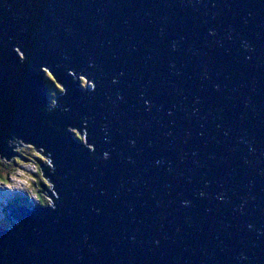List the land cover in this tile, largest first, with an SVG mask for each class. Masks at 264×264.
Masks as SVG:
<instances>
[{
	"label": "water",
	"instance_id": "obj_1",
	"mask_svg": "<svg viewBox=\"0 0 264 264\" xmlns=\"http://www.w3.org/2000/svg\"><path fill=\"white\" fill-rule=\"evenodd\" d=\"M12 140L51 203L0 264H264V0H0Z\"/></svg>",
	"mask_w": 264,
	"mask_h": 264
},
{
	"label": "rangeland",
	"instance_id": "obj_2",
	"mask_svg": "<svg viewBox=\"0 0 264 264\" xmlns=\"http://www.w3.org/2000/svg\"><path fill=\"white\" fill-rule=\"evenodd\" d=\"M47 83L49 84L48 97L50 100H52L56 95V93L60 92L61 89L58 86V84L54 82L51 78H49ZM81 85L86 86L84 79L81 82ZM70 131L75 135V138L82 140V135L77 130L71 129ZM10 144H14L11 149L14 155L9 156L7 160L3 156L0 157V172H2L3 174H5V172H11V174L8 177L9 183L4 184L0 182V217L3 219L2 222L4 224L8 222V220L6 219V213L2 212L3 205L5 203L4 200L5 197L7 196V195L5 196L4 193L6 194L7 191H16L18 194H21V192L30 193L29 195L30 199L35 200L34 199V195L36 194L35 192L40 188V186H38L36 182L38 180L42 181L41 174L39 175L38 173V169H37L38 167L36 164L35 156H33L32 149L29 147L30 145L21 142L18 143L14 140H12ZM21 154L25 156V160L24 159L22 160V158L19 159L21 157ZM40 158L41 159L39 160L43 165H48V160L46 158L44 157H40ZM15 159H17L18 162ZM44 183L46 184L44 185L46 188L44 190L42 189L43 190L42 195L44 197V200H46L47 203L49 204L50 199L47 197L49 196L47 190L50 189L49 186L50 184L46 179L44 180ZM11 220L14 221V219L12 218Z\"/></svg>",
	"mask_w": 264,
	"mask_h": 264
},
{
	"label": "trees",
	"instance_id": "obj_3",
	"mask_svg": "<svg viewBox=\"0 0 264 264\" xmlns=\"http://www.w3.org/2000/svg\"><path fill=\"white\" fill-rule=\"evenodd\" d=\"M46 74H47V76H49V77H51V75L46 71ZM48 77V78H49ZM46 82H48V81H46ZM47 85H49L48 83H47ZM60 87V86H59ZM49 89H50V87H49ZM52 104V103H51ZM47 105H49L48 103H47ZM75 136V135H74ZM31 149H32V153H33V156H35V160H36V164H37V169H38V173H39V175L41 174L40 173V164H42L41 162H40V160L39 159H41L40 157H44V158H46L47 160H48V162H49V158H48V156L46 155V154H38V152L36 151V149L35 148H33V147H31V146H29ZM22 158V160L24 159L25 160V156L23 155V154H21V157L19 158V159H21ZM15 160H17V159H15ZM17 162H18V160H17ZM11 174V172H5V174H3L2 172H0V182L1 183H4V184H7V183H9V175ZM41 179H42V181H40V180H38L37 182H36V184H38V186H40V188L38 189V190H36V194L34 195V199L36 200H33V199H30V197H29V195H30V193H24V192H21V194L22 195H15V194H13V195H11V197L10 198H8L7 200H6V202L4 203V205H3V210H2V212L3 213H6V219H7V210H9V209H11V208H14L15 206H18V205H27V206H30L31 204H33L34 202H37V204L38 205H47L48 203H47V201L46 200H44V197H43V195H42V193H43V190L46 188L44 185H46L45 183H44V178L42 177V175H41ZM37 180V179H36ZM50 186V185H49ZM43 189V190H42ZM51 186H50V189L49 190H47V193H49V198H50V195H51ZM51 201V200H50ZM49 201V202H50ZM4 220H5V217H4ZM3 221V219L0 217V225L1 226H3V227H5V226H8V223H9V221L7 222V223H3L2 222Z\"/></svg>",
	"mask_w": 264,
	"mask_h": 264
},
{
	"label": "bare ground",
	"instance_id": "obj_4",
	"mask_svg": "<svg viewBox=\"0 0 264 264\" xmlns=\"http://www.w3.org/2000/svg\"><path fill=\"white\" fill-rule=\"evenodd\" d=\"M11 145H14V144H11ZM30 146H31V145H30ZM12 147H13V146H12ZM16 194H17V195H22V194H18L17 192L15 193V195H16ZM22 206H23V205H22Z\"/></svg>",
	"mask_w": 264,
	"mask_h": 264
},
{
	"label": "clouds",
	"instance_id": "obj_5",
	"mask_svg": "<svg viewBox=\"0 0 264 264\" xmlns=\"http://www.w3.org/2000/svg\"><path fill=\"white\" fill-rule=\"evenodd\" d=\"M83 81V80H82ZM50 203H51V201H50Z\"/></svg>",
	"mask_w": 264,
	"mask_h": 264
}]
</instances>
